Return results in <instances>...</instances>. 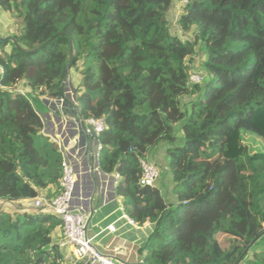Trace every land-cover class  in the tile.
<instances>
[{
	"label": "trees",
	"instance_id": "1",
	"mask_svg": "<svg viewBox=\"0 0 264 264\" xmlns=\"http://www.w3.org/2000/svg\"><path fill=\"white\" fill-rule=\"evenodd\" d=\"M174 3L0 0L20 21L0 36V200L59 195L63 154L32 99L64 97L69 68L83 77L81 118L106 126L100 169L120 175L125 212L152 225L143 264H264V0H189L176 25L192 41L171 32ZM201 49L208 76L192 84ZM158 147L173 202L139 183ZM62 227L49 212L0 210V264H65Z\"/></svg>",
	"mask_w": 264,
	"mask_h": 264
},
{
	"label": "built area",
	"instance_id": "2",
	"mask_svg": "<svg viewBox=\"0 0 264 264\" xmlns=\"http://www.w3.org/2000/svg\"><path fill=\"white\" fill-rule=\"evenodd\" d=\"M188 2L189 0H183L185 5H187ZM0 73L3 74L2 69H0ZM201 76V73L192 74L190 82L192 84H201L204 80ZM80 122L85 127V135L91 139L93 144V151L88 158L91 164L89 163L86 170L81 172L77 171L75 166L70 163L67 156L70 155V152L78 145L79 140L65 145L62 136L55 137L53 140L58 145L64 158L60 193L52 202L38 199L35 203V207L43 211L47 208L48 211L46 212L56 215L62 221V234L64 240L61 243V247H68L72 251V257L70 258L72 264H118L115 258L105 254L100 249L99 240H102V237L106 236L117 238L121 229L125 226L135 229H148L151 224L146 222L144 225L140 226L125 212L123 206H119L115 209L114 214L116 218L108 222L105 226L93 221L99 209H91L89 211L75 209L74 199L81 177L85 175L94 177L105 189L108 188L109 184L117 187L121 179L118 173L113 175L106 174L99 166V158L103 149L99 138L106 130L104 120L94 118L83 120L81 118ZM72 157L77 159L76 153L73 154ZM140 164L142 168L140 185L142 187H154L159 178L157 165L148 158L141 159ZM108 177H111V179ZM92 199L91 197L89 201H92ZM92 230H94V232H91ZM95 230L98 232H95Z\"/></svg>",
	"mask_w": 264,
	"mask_h": 264
},
{
	"label": "crops",
	"instance_id": "3",
	"mask_svg": "<svg viewBox=\"0 0 264 264\" xmlns=\"http://www.w3.org/2000/svg\"><path fill=\"white\" fill-rule=\"evenodd\" d=\"M180 15H178L177 19ZM0 36L4 37L3 34H1V31ZM66 83H68V80ZM21 87H23V85ZM77 98L78 94L76 92L65 88V95L62 98L50 99L42 97L40 101L44 106V110H38V112L43 120L44 133L47 136L52 139L57 136H62L65 145H68L75 140H79L78 145L70 152L71 154L68 155L67 158L70 163L75 166L77 171L81 172L87 169L89 163L91 164L88 158L93 151V144L91 139L85 135V127L80 122L81 118L79 116ZM161 150L162 153H166L165 149ZM153 151L154 150H151L150 153H154ZM75 153L77 159L72 157ZM147 158L150 159L148 156ZM108 178L111 179V177ZM91 197L93 199L92 201H89ZM38 199L46 201L45 194L42 193L40 197L33 200L34 206L29 202L30 200H20L10 204H16L18 206L17 211L30 212L33 211L31 210L32 208H36L35 203ZM171 201L173 202L174 199ZM119 206H122V204L117 196L116 187L109 184L108 188L105 189L96 178L91 176L85 175L79 179L74 199V207L77 210L84 211L99 209L96 218L93 220L95 223H100L105 226L108 222L115 219L116 216L114 212ZM46 211H48L47 208H45V211L43 212ZM9 212L12 213L13 211L10 210ZM33 212H35V210ZM151 227L152 225H150L148 229H135L133 227L125 226L121 229L117 238L111 236L102 237V240H99V247L105 254L112 256L121 264H143L145 254L144 249ZM91 232H94V230ZM95 232L98 231L95 230ZM66 255L65 264H72L70 261L72 251L67 249Z\"/></svg>",
	"mask_w": 264,
	"mask_h": 264
},
{
	"label": "rangeland",
	"instance_id": "4",
	"mask_svg": "<svg viewBox=\"0 0 264 264\" xmlns=\"http://www.w3.org/2000/svg\"><path fill=\"white\" fill-rule=\"evenodd\" d=\"M174 8L173 11L169 14V20H170V29L171 32L177 35H180L183 39V41H192L194 40V36L193 34H189V35H185L183 33L180 32V30L178 29L177 25H176V20L178 15H180L182 13V9L184 7L182 0H175L174 3ZM0 31L1 34H3V36L6 38L14 36L17 32L20 31V21L18 19H15L14 17H12L10 14L4 13L1 9H0ZM201 51H199L198 56L195 58L194 60V72L195 73H201L202 76L201 77H205L207 78V73L204 70L203 64H204V59L206 58V51L205 49H201ZM1 74V73H0ZM1 77V75H0ZM82 75L80 74V72L76 71V70H72L69 73V76L67 78L68 83H66L64 86L67 89H71V91L76 92L77 94H80L82 92V88H81V83H82ZM209 81V77L208 79L204 82L207 83ZM41 98L42 97H34L32 99L33 101V105L35 106V108L39 111H43L44 110V106L41 103ZM190 100H192V97H183L182 98V109L184 112H189L190 111V106H188V104L190 103ZM185 119L183 121H181L179 124H176L174 126V131H175V135L177 137V141L175 143V145H183L184 142V135L182 132V125L184 123ZM161 149H165V147H158L157 149H153L154 153H149L147 156L150 157V161L151 162H155L157 165V168L159 169V178L157 180V186L159 188H161L163 190V195L165 196V198H167L168 200H173L175 198V194L173 191V180H172V176H171V172L169 169V157L167 156L166 153H162ZM158 150V151H157ZM166 150V149H165ZM29 201V200H28ZM29 202H31L32 206H34V202L33 200H30ZM10 202H5V201H0V210H8V211H17V205L16 204H10ZM31 210H35V212H38L37 208H32ZM37 210V211H36ZM30 211V212H33ZM12 212V213H13ZM34 213V212H33ZM227 238L226 235H219V241L223 242L225 239ZM118 264H121L119 261L115 260Z\"/></svg>",
	"mask_w": 264,
	"mask_h": 264
},
{
	"label": "clouds",
	"instance_id": "5",
	"mask_svg": "<svg viewBox=\"0 0 264 264\" xmlns=\"http://www.w3.org/2000/svg\"><path fill=\"white\" fill-rule=\"evenodd\" d=\"M182 3H183V0H182ZM183 5L185 6V4L183 3ZM70 73V72H69ZM68 76H69V74H68ZM66 82H67V80H66ZM66 82L64 83V85L66 84ZM79 116H80V113H79ZM80 118H81V116H80ZM150 160V159H149ZM155 163V162H154ZM156 164V163H155ZM159 170V169H158ZM157 183V182H156ZM155 186H156V184H155ZM69 249V248H68Z\"/></svg>",
	"mask_w": 264,
	"mask_h": 264
},
{
	"label": "water",
	"instance_id": "6",
	"mask_svg": "<svg viewBox=\"0 0 264 264\" xmlns=\"http://www.w3.org/2000/svg\"><path fill=\"white\" fill-rule=\"evenodd\" d=\"M69 71H70V69L68 68V69H67V76H66V79H65L64 83L66 82V80H67V78H68Z\"/></svg>",
	"mask_w": 264,
	"mask_h": 264
}]
</instances>
